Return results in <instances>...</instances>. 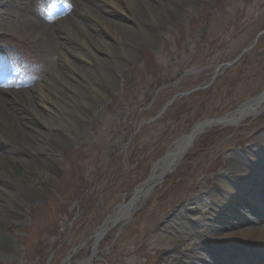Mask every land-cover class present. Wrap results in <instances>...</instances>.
Returning <instances> with one entry per match:
<instances>
[{
    "label": "rangeland",
    "instance_id": "374dc122",
    "mask_svg": "<svg viewBox=\"0 0 264 264\" xmlns=\"http://www.w3.org/2000/svg\"><path fill=\"white\" fill-rule=\"evenodd\" d=\"M2 1L0 264H46L49 258L50 264H60L80 234L92 233L108 214L128 203L131 192L148 179L153 164L197 121L232 113L264 90V39L244 56V65L239 61L234 68L214 70L235 60L264 31V0H175L172 9L159 0L162 8L147 19V33L152 40L139 45V35L135 34V50L127 58L111 39L110 29L107 31L97 21L91 24L89 15L72 17L78 0ZM44 1L48 2L45 11L53 13L55 21L49 28L52 38L46 43L36 39L38 29L27 20H36V3ZM114 2L121 9L125 6V0ZM50 4L70 8L72 13L59 16L58 7ZM86 6L120 27H129L126 15L105 2L87 0ZM173 10L178 17H170ZM58 20L60 23H56ZM86 32L102 40L116 59L102 52L88 55L74 39ZM48 43L55 48L49 49ZM60 53L80 69L77 74L60 66ZM85 54L88 58L84 60ZM99 61L113 65L112 82L102 78ZM57 72L70 77L62 82ZM39 84L47 97L36 98L35 110L40 113L41 102L50 105L49 99L59 104V112L52 105L59 116L71 113L75 124L60 129L63 141L52 140L42 153L31 156L9 139L7 131L13 130L12 124H18L25 133L41 129L26 99L32 94L29 87ZM22 85L29 87L22 90ZM92 85L100 87L102 93L93 94ZM196 87L203 89L190 94L193 98L185 104L180 103L185 108H176L164 122L141 125L173 96ZM78 90L86 94L84 105L74 94ZM184 115L188 119L182 120ZM138 126L128 148L126 142ZM210 133L215 137L211 136L209 144L203 142ZM262 138L264 110L236 128L213 129L199 137L198 146L197 141L174 171L136 204L130 220L117 223L106 233L91 264H169L180 256L187 258L185 264H200L194 255H207L200 235L228 232L232 226L264 227V198H259L264 197V187L245 190L242 186L253 184L230 162L233 154H239L264 182L260 166H264ZM220 178L229 180L234 190L222 184ZM237 191L241 195L237 196ZM11 194L19 200H11ZM216 194H220L222 203L232 195L246 214L239 213L240 209L238 213L231 211L229 219L219 215L221 220L215 222L211 210L220 205ZM80 200H94L95 206L87 216L85 231L74 230L71 222ZM91 243L70 262L89 259Z\"/></svg>",
    "mask_w": 264,
    "mask_h": 264
},
{
    "label": "bare ground",
    "instance_id": "6f19581e",
    "mask_svg": "<svg viewBox=\"0 0 264 264\" xmlns=\"http://www.w3.org/2000/svg\"><path fill=\"white\" fill-rule=\"evenodd\" d=\"M7 1V0H6ZM9 1V0H8ZM87 0H78L76 3L77 10L74 14H72V17H76L77 15L79 17H85L86 15H89L90 17V23L92 24L93 21L99 22L101 25L105 26V29L109 31L112 36V40L118 45L120 54L123 55L124 58H127V55L129 53H134V45H132V39L134 38L135 34L139 35V45L148 43L151 41V37L147 33V29L149 26V22L147 23V19H152L155 15V12H159V8H162L161 1L158 0H125V6L121 8L118 7V5L114 2V0H100L105 2V4L110 5V7L114 10H118L119 12H122L123 15H126L129 21V27H120L117 23L110 20L108 17H100L99 14L92 11L88 6H86ZM168 7V9H172L174 4H176L175 0H163ZM5 2H0V6H4ZM103 7V5H101ZM45 8H47L46 3L37 4L35 7L34 15L36 17V20L34 18L28 17V24L30 26L35 27V29H38V34L36 35V39L38 41H48V39H51L52 32L49 31L50 26L53 24V18L51 17L50 12L45 11ZM79 11V12H78ZM144 13L146 14V17L143 18ZM32 16V15H31ZM33 17V16H32ZM171 18L178 17V13L173 10V13L170 14ZM39 22H38V20ZM38 23H37V22ZM41 21V22H40ZM56 21V23H58ZM60 23V22H59ZM34 24V25H33ZM90 24V25H91ZM89 25V26H90ZM54 26V25H53ZM134 27V29H133ZM81 31H84L83 24H80ZM83 35H75L74 39L77 45L83 46L87 50V54L93 56L95 52H102L104 54H107V56L111 59H116V56L112 55V51H110V48L100 39H98L96 36H91L87 32ZM138 37V36H137ZM155 40L152 41V43ZM43 45V44H42ZM45 46V45H44ZM53 46V44H52ZM51 46V43H48L49 49L52 48V50L55 48ZM110 46V45H109ZM111 47V46H110ZM114 49V47H113ZM110 52H109V51ZM92 53V54H90ZM61 60V67L68 68L70 71L72 70L75 74H77L76 71H79L77 67L71 65V63L68 61V58L66 55L60 53L59 55ZM88 58L85 54L84 60ZM105 63V64H104ZM98 68L101 73L102 78L107 82H112L113 80V74H112V68L113 65H110L104 61L98 62ZM58 77L63 82L64 79L69 75H64L63 72H57ZM93 94L102 93V89L100 87H96L94 85L91 86ZM43 85L39 84L36 85L33 88L29 89L30 94L28 97H26L27 102L29 104V108L31 109V112L34 114L36 118H38V121L40 123V130L38 129H31L30 131H24V129L20 128L18 124H12V129H9L8 137L11 141H13L16 146H20L22 150L25 152V154L31 155V156H37L40 152L45 150L46 147L51 145V141H63L59 137L60 129L61 128H68L70 126H74L75 124V118L72 116L71 113H63L61 116H59V113L57 114V111L59 112L60 106L58 103H53L51 100L47 99V102L50 103V105H45L43 102H41V112L38 113L35 110V104L36 98L41 97L46 98L47 94L42 92ZM74 92V91H73ZM76 97L83 102V105L87 103L86 100V94L83 91H76L74 92ZM52 105L56 106L53 107ZM58 105V106H57ZM264 105V97L261 99L256 100L255 102L248 103L244 108L240 109L238 112L231 114L230 116L226 117L225 123L226 125H221L222 128H226L229 126L239 125L241 122L247 120L248 118H254L262 109ZM235 122V123H234ZM234 123V124H231ZM31 133H34L35 136L31 135ZM264 140V138H262ZM68 145V143H67ZM186 142L180 141L174 147L169 151V157L166 160L165 167L164 165H158V167L154 170L152 173V178H156L158 174L166 168L167 165L170 163H177L176 159L181 150L185 147ZM1 155H0V162H1ZM231 165L234 166L238 173L241 175L245 174L248 178V181L251 182L253 185H245L242 186L246 188L245 190H252V187L255 186H262L264 187V182L260 179L258 176L257 171L255 168L250 164H245L241 161V156L239 154H233L230 157ZM261 168L264 170V166L262 167V163H260ZM221 183L225 186H228L232 191L234 188L231 187V182L227 179L220 178ZM243 191L242 193H244ZM237 196L241 195V191L236 192ZM217 196V202L220 204L217 207H212L211 212L214 216H212V220L215 222L220 221L219 215H223V219H229L228 213H238L239 209L241 210V214H246L245 209H242V207H239L237 203H234L236 198H234L232 195H229L228 200L224 201L222 203V198L220 194H216ZM11 200H19L17 197H14V194H11L9 196ZM26 200H32L33 197H26ZM260 200L263 201L262 196H259ZM219 199V200H218ZM143 199H139L133 204L134 210L136 208V204L141 202ZM221 200V201H220ZM232 205V206H231ZM233 207V208H232ZM221 210H224L226 212H219ZM117 213H115L116 215ZM240 217V215H238ZM244 216V215H242ZM222 228V227H219ZM262 232H264V227L262 226H252L249 228H238V227H230V230L228 232H216V233H208L207 235H200V238H202L201 243L202 246L205 248V252L207 251V255H204L202 253H197L194 255L195 259L199 261L200 264H223L226 263L224 261H229L233 264H264V258L261 257L262 253L261 251H264V234L262 235ZM3 248H5V244L2 245ZM214 250V252L211 250ZM198 250V249H197ZM200 250V249H199ZM214 253V255H212ZM186 259L184 256H180L178 258L172 259L169 264H185ZM219 260V262H217ZM224 260V261H223Z\"/></svg>",
    "mask_w": 264,
    "mask_h": 264
},
{
    "label": "water",
    "instance_id": "95a60500",
    "mask_svg": "<svg viewBox=\"0 0 264 264\" xmlns=\"http://www.w3.org/2000/svg\"><path fill=\"white\" fill-rule=\"evenodd\" d=\"M264 36V32L260 33L256 39L254 40V43L251 47L254 46V44L256 43V41L261 37ZM250 47V48H251ZM250 48L246 49L242 54L246 53L248 50H250ZM228 66V65H227ZM226 67V66H225ZM264 97V91L261 93V95L256 98L253 99L249 102L244 103L243 105H241L234 113L238 112L240 109L244 108L248 103L251 102H255L258 99H261ZM174 100V99H173ZM168 102L165 107L162 109V111L160 112V114H162V112H164L167 108V106H169L172 101ZM231 114L225 115L221 118L215 119V120H206L200 123H197L196 125H194L189 134L181 137L179 140H177L174 144L179 143L180 141H185L186 145L183 148V150H181V152L179 153V155L177 156L176 159V164H169L166 166V168H164L159 174L158 176L154 179L152 178V173L154 172V170L158 167V165H164L165 167V162L169 157V152H166L165 155L159 160L157 161L151 168L150 170V176L149 178L143 183L141 184L140 188L134 190L131 193V199L129 200V202L127 204H121L120 206H118L116 208V212H112L110 213L101 223V225L89 236L87 237L79 246L75 247L74 249H72L71 251V255L69 257H67L68 260H70L78 251H80V249H82L84 246L87 245L88 241L90 239H94L93 244H92V248L95 249L97 243L101 240V238L111 229L113 228L118 222L124 221L127 222L130 220V218L132 217L133 213L135 212L134 208H133V204L134 202H136L139 199H143L146 198L149 194V192L157 185H159L169 174H171L173 172V170L175 169V167L178 165V162L185 156V154L187 153L188 150H190V148L192 147L194 141L196 140L197 137H199L201 134H204L205 132L203 131L204 128H212V127H217L220 125H226L227 123H225V119L226 117L230 116ZM232 124V123H231ZM155 180V182H154ZM115 213H117L115 215ZM91 264L92 261L88 260V261H77L73 264ZM61 264H69L68 262L63 261Z\"/></svg>",
    "mask_w": 264,
    "mask_h": 264
},
{
    "label": "trees",
    "instance_id": "16d2710c",
    "mask_svg": "<svg viewBox=\"0 0 264 264\" xmlns=\"http://www.w3.org/2000/svg\"><path fill=\"white\" fill-rule=\"evenodd\" d=\"M263 40V39H262ZM245 64V61L242 63V65ZM201 94V93H199ZM191 98H193V95H190L186 98H182L176 102H174L172 104V106H170L168 108V110L164 113V115L156 122V123H160V122H164L166 120V118L172 113L173 110H175L176 108H185L184 105L181 106V104H185L186 102H188ZM181 103V104H180ZM189 112V111H188ZM156 115V114H155ZM155 115H152L151 118H153ZM188 115H184L182 116V120H185V119H188ZM211 136L215 137L213 133H210L208 136H205L203 137V142H206L208 141V144L210 142V138H212ZM135 138H133L132 142L129 144V146L132 145V143L134 142ZM202 142V143H203ZM200 143V139H198V142L196 143V146H198V144ZM206 144H203L202 147H204ZM207 146V145H206ZM194 147V148H195ZM129 148V147H128ZM132 159V155H131V158H130V161L133 162ZM94 200H80V215L79 217L72 223V228L75 230H78V231H85L86 230V224H87V216L88 214L93 211V209L95 208L94 206ZM82 210V211H81ZM88 233H83V234H80L79 236L80 239L77 240L76 244H78L82 239H84V237L87 235Z\"/></svg>",
    "mask_w": 264,
    "mask_h": 264
}]
</instances>
